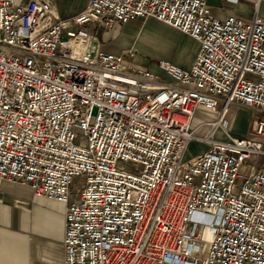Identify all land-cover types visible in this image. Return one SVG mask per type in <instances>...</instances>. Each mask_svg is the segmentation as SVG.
<instances>
[{"label": "built area", "instance_id": "2783aa9c", "mask_svg": "<svg viewBox=\"0 0 264 264\" xmlns=\"http://www.w3.org/2000/svg\"><path fill=\"white\" fill-rule=\"evenodd\" d=\"M207 2L89 0L57 21L51 0H0V188L66 206L64 264H264V119L252 139L222 121L231 105L264 114V24ZM147 19L198 43L189 69L93 44ZM199 106L219 119L195 136ZM193 140L205 149L185 158Z\"/></svg>", "mask_w": 264, "mask_h": 264}, {"label": "crops", "instance_id": "0c3cea01", "mask_svg": "<svg viewBox=\"0 0 264 264\" xmlns=\"http://www.w3.org/2000/svg\"><path fill=\"white\" fill-rule=\"evenodd\" d=\"M16 1L19 4H25L29 0ZM51 3L53 18L57 21H65L83 11L89 0H51ZM207 3L210 15L219 21H224L228 16H235L249 22L257 14L264 24V0H208ZM156 27H162L167 32L170 30L179 36H186L193 40L188 35L155 19L135 20L116 26L112 30L97 29L93 30L91 35L93 44L99 45L102 52L117 55L118 53L112 52V40L117 34H127L130 38L129 46L122 49L127 52L137 50L138 43L147 29L149 33H146V41L152 43V39H160L161 44L168 48L167 53L162 55L160 60L171 62L182 69H189L199 46L197 45L194 55L185 64H181L178 60L175 61V51L178 48L176 40L164 33L154 31ZM198 110L207 114L206 119L193 128L195 132L200 133L198 136H201L207 132L208 124L218 121L219 108L217 111H211L199 106L195 111L192 124ZM237 112L239 114L236 116L234 114L230 122L225 118L227 114L222 121L227 122V129L232 137H244L249 132L251 113L242 109ZM213 138L224 140L225 135L218 128ZM65 208L66 206L62 203L34 197L25 187L3 184L0 188V264H64Z\"/></svg>", "mask_w": 264, "mask_h": 264}, {"label": "rangeland", "instance_id": "374dc122", "mask_svg": "<svg viewBox=\"0 0 264 264\" xmlns=\"http://www.w3.org/2000/svg\"><path fill=\"white\" fill-rule=\"evenodd\" d=\"M115 28V27H114ZM113 29V28H112ZM110 29V30H112ZM154 30V29H153ZM154 31H157L158 33H164V35H167L171 38H174L176 42L178 43V48L175 51L176 53V59L181 64H185L189 58H191L195 50L197 49V43L194 40L189 39L188 37L179 36V34H176L174 32H171L170 30L167 32L166 29L162 27H156ZM146 33H149V31L146 29L144 31L143 38L140 40L137 46V50H132L134 52V56L130 58L126 52L122 51L125 47L127 48L129 46L130 38L127 34H117L114 39L112 40V52L118 53L117 55H124L126 58V62L132 64L136 68H142L147 69L152 73H160V71L156 67V62L160 60L168 51V48L165 47L163 44H161V40L159 39H152V43H149L146 41ZM156 40V41H155ZM239 109L247 110L251 113V121L249 125V132L244 136L252 139V136L250 133L253 131V124L256 121V119L263 118L264 114H259L256 112L251 111L248 108H244L237 105H231L229 106L226 115V119L230 122L233 118V115L236 116L239 113L237 112ZM207 114L203 112L202 110H198V112L195 115L194 122L192 124V130L196 124H198L200 121H203L206 119ZM200 133L195 132V136H198ZM204 147V144L201 143L198 140H193L185 153V158H190L200 152ZM259 161L258 158L256 159H250L247 161V166H254ZM250 171V168L242 169L241 172L247 174ZM195 221H201L202 224L208 225L211 221V218L206 215H195L194 217Z\"/></svg>", "mask_w": 264, "mask_h": 264}]
</instances>
